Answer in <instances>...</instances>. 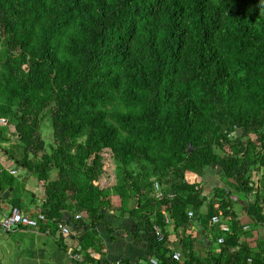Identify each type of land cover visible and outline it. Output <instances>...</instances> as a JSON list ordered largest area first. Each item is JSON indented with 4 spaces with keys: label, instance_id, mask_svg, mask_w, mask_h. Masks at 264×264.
Wrapping results in <instances>:
<instances>
[{
    "label": "trees",
    "instance_id": "obj_1",
    "mask_svg": "<svg viewBox=\"0 0 264 264\" xmlns=\"http://www.w3.org/2000/svg\"><path fill=\"white\" fill-rule=\"evenodd\" d=\"M0 149L21 169L0 166V199L32 197L33 176L39 223L95 226L118 195L158 264H179L166 215L177 229L205 206L219 251L188 236L183 264H264V0H0ZM86 238L72 252L90 258Z\"/></svg>",
    "mask_w": 264,
    "mask_h": 264
},
{
    "label": "crops",
    "instance_id": "obj_2",
    "mask_svg": "<svg viewBox=\"0 0 264 264\" xmlns=\"http://www.w3.org/2000/svg\"><path fill=\"white\" fill-rule=\"evenodd\" d=\"M0 166L7 168L9 171L15 170V175L21 172V169L11 166V162L2 156H0ZM55 176L56 171L52 170L51 177ZM33 180L36 179L33 176H30L25 183V189L33 193L32 197L22 194L20 196L16 195L20 199L19 206L17 207H20L19 209L21 212L28 216H34L39 212L35 208L44 196L42 189L38 186L37 182ZM205 180L207 183L203 189L204 193H208L211 190V183L213 184L217 181L218 185L220 182V180L214 176L210 178L207 176L205 177ZM9 188H11V190L6 197H3V194L1 195L0 217L11 207L8 199L14 192L12 187H8L5 190H8ZM244 201V199L240 198L239 201L234 204L233 209L237 214L239 222L243 224L244 229H248L249 218L245 213L246 206ZM111 204V208L104 213V219L98 222L95 226H90L87 222L79 224L78 219L83 218L84 215H81L80 218H72V221L66 224L69 228V234L67 237L62 235L61 225L57 223L45 224L41 222L37 227L29 228L25 226H17L12 230H4L1 228L0 230H4L5 232L15 231L17 233L31 232L36 236L37 240L31 241L30 243L22 241L17 243V248H15V250H12L15 253V260L17 263L41 264V262H43L42 264H106L117 260L120 261V264H128L142 260L147 264L148 259L151 256H155V250L149 247L146 233L143 230L137 229V222L132 215L119 208L120 198L118 195L111 196ZM205 209V206H203L199 211L200 214L205 213ZM189 210L192 212L191 216L188 215ZM200 214H197L194 210L189 208L187 210V217L194 220H192V223L189 225L178 226L177 229L173 228V221L166 215V235L171 252L177 250L181 253L180 248L183 245L182 243L188 236L193 239L192 248L196 256L204 258L208 256L209 250L215 252L219 251L218 245L220 242H218V240L215 241L209 227L212 225V222L209 221L208 228H203L202 221L199 218ZM63 217L66 218L65 221H67L71 217V213L66 211L64 212ZM223 223L228 225L227 222ZM258 231L259 234H261L260 229ZM258 231L253 230V236L245 238L252 247L255 245V238L258 235ZM87 235H89V237L91 236L90 239H93V245L86 248V251L90 252L91 257L85 258L83 253H80L81 259L73 258L71 252L73 249L80 248L81 240H85ZM90 239H87L86 241L89 242ZM57 246L59 249L63 250L64 256L58 253L56 249ZM22 254H24V256ZM0 255L2 261H4V255ZM178 262L179 264H183V254H181Z\"/></svg>",
    "mask_w": 264,
    "mask_h": 264
},
{
    "label": "built area",
    "instance_id": "obj_3",
    "mask_svg": "<svg viewBox=\"0 0 264 264\" xmlns=\"http://www.w3.org/2000/svg\"><path fill=\"white\" fill-rule=\"evenodd\" d=\"M11 173H15V170H10ZM155 187H157V183L155 184ZM188 215L191 216L192 212L189 210ZM80 214H75V218H80ZM44 219V215L41 212H37L36 215L34 216H28L25 215L21 212V210L17 206H11L9 210L5 213L2 214L0 217V228L4 230H12L17 226H25V227H37L40 221ZM211 222L214 223H219V217L217 215H213L211 217ZM220 229L222 231H227L229 230V226L226 225L225 223H220ZM155 233L157 235L158 240L163 239V232L157 227H154ZM61 233L64 237H67L69 234V228L64 225L61 226ZM218 242H221L223 240L222 237L217 238ZM75 249H73L74 251ZM71 256L76 258V259H81V255L77 252H71ZM172 258L179 261L181 253L179 251H173L171 254ZM250 260V259H248ZM146 262H143L142 260L135 261L133 263H128V264H145ZM106 264H120V261H111ZM147 264H158V259L155 256H151Z\"/></svg>",
    "mask_w": 264,
    "mask_h": 264
},
{
    "label": "rangeland",
    "instance_id": "obj_4",
    "mask_svg": "<svg viewBox=\"0 0 264 264\" xmlns=\"http://www.w3.org/2000/svg\"><path fill=\"white\" fill-rule=\"evenodd\" d=\"M41 133H42L43 139L48 141L52 136L51 126L48 125L46 122L45 123L43 122L41 126ZM251 136L252 138H254L253 134ZM0 156L7 158L1 149H0ZM33 181H36V180H33ZM48 239H49V236H48ZM34 240H37L36 236L32 234L31 232L17 233L15 231L5 232L4 230H0V254L4 255V261H2L1 255H0V264H22L21 262L17 263V261L15 260L16 258L15 253L12 250H15V248H17V243H20L22 241L30 243L31 241H34ZM56 249L58 253L64 256L63 250L59 249L58 246L56 247ZM22 255L24 256V254ZM42 263L43 262H41V264Z\"/></svg>",
    "mask_w": 264,
    "mask_h": 264
},
{
    "label": "water",
    "instance_id": "obj_5",
    "mask_svg": "<svg viewBox=\"0 0 264 264\" xmlns=\"http://www.w3.org/2000/svg\"><path fill=\"white\" fill-rule=\"evenodd\" d=\"M191 148H192V146L189 144L188 145V150H191ZM217 186H220V187H223V188H225V190H226V193L227 194H230V189L228 188V187H225L224 186V184L223 183H221L220 185H217ZM10 190H11V188H9L8 190H4V193H3V197H6L8 194H9V192H10ZM231 197H232V199H234V200H236L237 199V195H235V194H231ZM64 221L66 220V218H62ZM263 259H264V256H263Z\"/></svg>",
    "mask_w": 264,
    "mask_h": 264
}]
</instances>
